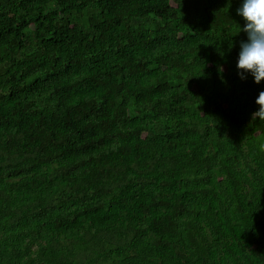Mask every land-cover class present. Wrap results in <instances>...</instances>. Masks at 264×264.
Returning a JSON list of instances; mask_svg holds the SVG:
<instances>
[{
  "label": "trees",
  "instance_id": "obj_1",
  "mask_svg": "<svg viewBox=\"0 0 264 264\" xmlns=\"http://www.w3.org/2000/svg\"><path fill=\"white\" fill-rule=\"evenodd\" d=\"M239 3L0 0V264H264Z\"/></svg>",
  "mask_w": 264,
  "mask_h": 264
},
{
  "label": "clouds",
  "instance_id": "obj_2",
  "mask_svg": "<svg viewBox=\"0 0 264 264\" xmlns=\"http://www.w3.org/2000/svg\"><path fill=\"white\" fill-rule=\"evenodd\" d=\"M245 23L240 30L247 34L246 40L240 41L236 67L242 79L251 74L256 83L264 80V0H240L236 8ZM264 90H261L257 103L261 105L257 112L264 111Z\"/></svg>",
  "mask_w": 264,
  "mask_h": 264
}]
</instances>
